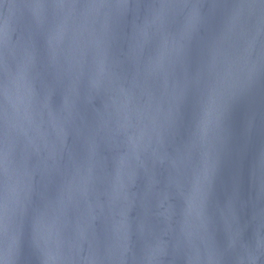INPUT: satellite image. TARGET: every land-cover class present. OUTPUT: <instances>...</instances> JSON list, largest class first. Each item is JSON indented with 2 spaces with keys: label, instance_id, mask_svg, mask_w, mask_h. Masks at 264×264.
Masks as SVG:
<instances>
[{
  "label": "water",
  "instance_id": "water-1",
  "mask_svg": "<svg viewBox=\"0 0 264 264\" xmlns=\"http://www.w3.org/2000/svg\"><path fill=\"white\" fill-rule=\"evenodd\" d=\"M0 264H264V0H0Z\"/></svg>",
  "mask_w": 264,
  "mask_h": 264
}]
</instances>
